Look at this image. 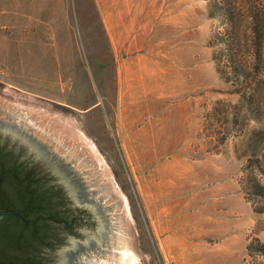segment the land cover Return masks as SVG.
<instances>
[{
  "label": "rangeland",
  "instance_id": "rangeland-1",
  "mask_svg": "<svg viewBox=\"0 0 264 264\" xmlns=\"http://www.w3.org/2000/svg\"><path fill=\"white\" fill-rule=\"evenodd\" d=\"M0 134L92 216L55 264H264V0H0Z\"/></svg>",
  "mask_w": 264,
  "mask_h": 264
},
{
  "label": "water",
  "instance_id": "water-1",
  "mask_svg": "<svg viewBox=\"0 0 264 264\" xmlns=\"http://www.w3.org/2000/svg\"><path fill=\"white\" fill-rule=\"evenodd\" d=\"M1 124L10 126L12 128L14 127L21 133H24L22 127L14 122H3ZM24 136L28 140L37 144L39 148L44 149V153L49 152L44 148L41 142L37 141L34 137H32V135L25 134ZM0 139L15 146V150L17 152L16 155L20 157L23 163H25L26 165L25 167L27 168L28 171L34 172L41 169L42 174L40 173V175L43 178L41 179L40 182L41 184L39 183L40 185L39 197L43 205L45 206L46 211L55 213L57 214V216L60 217L63 216L68 218H69V213L80 215L78 222L76 221L74 225L70 224L71 218L68 219L69 221L67 223L62 225L57 224V222H50L46 224L43 228L41 235L39 237H36V239L33 242L24 244L21 242L18 243V240L11 241L13 245L21 246L22 248L21 251L23 252L25 257L28 258V260L33 262V264H55V260L57 254L60 252L61 245L69 243L70 236L83 237V235L79 231V228L94 226L92 216L87 211V209H75L74 207H71L70 206L71 197L62 190V187L58 182L57 177L51 174L49 170L43 164H41V162L35 160L30 155H28L22 146L9 140L6 136L2 134H0ZM47 156L48 159L54 160L61 167V169H63L67 173H71L73 179H75L77 183L80 185L81 190L79 191V193L81 196L80 199L81 203H83L87 199L88 200L93 199V198H88L86 196L89 193V191H86L87 184H84V181H81L82 178L78 173L79 171L76 170L74 165H72L70 162L64 161L58 155L55 154L49 155L48 153ZM46 186L53 188L54 190H56L57 193L54 191L55 192L54 195L50 194V191H48V188ZM93 201H95V203L99 206L98 202L95 199H93ZM65 204H68L69 207L66 206ZM103 210L104 208H101L100 212L103 220L107 221V226H106L107 229L106 231L102 232V236L105 239L107 238L106 242L108 241V244H110L109 240L113 239L116 234L112 232V227H111L113 224L111 222L112 217L110 216L108 218L104 217L105 214ZM8 216L19 217L26 222L30 221L26 219L27 215L23 214L22 211L15 209L14 207H5V208L0 207V226L2 225V223L7 222ZM54 236L55 238L53 239V242H51V245L47 246ZM90 248H93L92 253H94L95 255H93L91 251L90 252L88 251ZM83 249H85L84 252L88 251L86 257H83V255H81L83 253ZM104 251L105 250H102V248L98 245L94 247V245L91 244L89 247H85L79 244V248L76 251L74 250H72L71 252L67 251V253L69 254L68 256L70 258L69 264H86L87 261L92 260L94 256H99L100 254H104ZM0 264H10V263L7 261H3V259L0 258Z\"/></svg>",
  "mask_w": 264,
  "mask_h": 264
},
{
  "label": "flooded vegetation",
  "instance_id": "flooded-vegetation-1",
  "mask_svg": "<svg viewBox=\"0 0 264 264\" xmlns=\"http://www.w3.org/2000/svg\"><path fill=\"white\" fill-rule=\"evenodd\" d=\"M16 153L15 146L0 139V207H14L22 211L27 215L26 219L30 220L29 222L15 216H8L7 221H9L8 219L10 222L20 220L22 230L33 229L36 236L39 237L46 224L57 222L62 225L63 223L60 222V217L57 214L52 212L50 214L46 211L39 196L23 192L22 185H27L31 178L25 163ZM35 203L39 204L37 210L33 208ZM54 238L55 236L47 246L51 245Z\"/></svg>",
  "mask_w": 264,
  "mask_h": 264
},
{
  "label": "trees",
  "instance_id": "trees-1",
  "mask_svg": "<svg viewBox=\"0 0 264 264\" xmlns=\"http://www.w3.org/2000/svg\"><path fill=\"white\" fill-rule=\"evenodd\" d=\"M253 25L256 31V35L255 36V46L259 43H262V35H260L259 32V26H260V22H259V15L257 11H253ZM257 13V14H256ZM254 53V52H253ZM256 53V60H259L261 51H255ZM254 55V54H253ZM235 63V61H233ZM27 170V168H26ZM38 170V169H36ZM28 171V170H27ZM29 175H30V182L27 185H22V189L23 192L27 193V194H34L35 196H39V189H40V185L39 183L41 182V179L43 177H41L40 173L41 169H39L38 171H34V172H30L28 171ZM253 187H255L256 189H258V193L261 195H264V184L260 183V181L258 180L257 176L254 177L253 179ZM41 184V183H40ZM48 191H50V194H53L56 192V190H54L51 187H48ZM47 191V190H46ZM47 191V192H48ZM55 191V192H54ZM57 193V192H56ZM39 204H36L33 206L34 210H37ZM66 206L69 207L68 204H65ZM67 207V208H68ZM51 214V212H49ZM60 217V216H59ZM69 218H71V223L72 225H74L76 223V221L78 222L80 215L74 214V213H69ZM68 217H60V222L65 224L67 223L69 220ZM9 221L3 223V225L0 227V258L3 259V261H8L11 264H33L32 261L28 260V258L25 257V255L23 254V252L21 251V246H15L11 243V241L13 240H18V243H29V242H33L36 239V234L34 232L33 229H26V230H22V226H21V221L20 220H13V222H10V219H8ZM259 247H256L255 249L258 250V252H260L261 254H264V243H260Z\"/></svg>",
  "mask_w": 264,
  "mask_h": 264
},
{
  "label": "bare ground",
  "instance_id": "bare-ground-1",
  "mask_svg": "<svg viewBox=\"0 0 264 264\" xmlns=\"http://www.w3.org/2000/svg\"><path fill=\"white\" fill-rule=\"evenodd\" d=\"M123 254V264H138V259L134 253L128 251L127 249L122 252Z\"/></svg>",
  "mask_w": 264,
  "mask_h": 264
}]
</instances>
